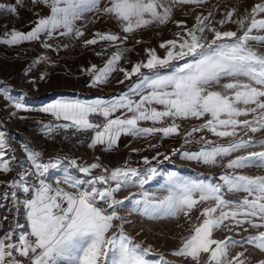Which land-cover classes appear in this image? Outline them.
Instances as JSON below:
<instances>
[{
    "label": "snow or ice",
    "instance_id": "1",
    "mask_svg": "<svg viewBox=\"0 0 264 264\" xmlns=\"http://www.w3.org/2000/svg\"><path fill=\"white\" fill-rule=\"evenodd\" d=\"M17 2L23 4V0ZM40 2L49 7V14L38 18L28 32L12 29L4 33L0 44L14 47L38 41L42 35L49 39L68 36L79 40L85 32L78 22L85 20L90 13L114 17L122 31L131 34L142 28L167 24L177 5L201 6L208 0H108L103 6L101 0H32L34 4ZM8 11L18 14L16 7ZM235 12L232 9L218 20L212 11L207 15L198 14L191 28L182 21H175L181 29L176 33L177 38L159 45L166 49L165 55L159 56L154 48L146 49L147 58L134 63L130 69L119 66L129 51L122 47L128 36L94 33L92 38L83 40L85 47L107 42L105 51L107 47L116 50L102 67L93 64L82 69L90 77L88 86L107 84L116 71L123 73V79L118 83L134 76L137 80L127 92L112 100L97 99L91 103L61 100L42 107L39 111L50 114L57 121L67 122L46 124L43 129L50 136L56 129L92 131L94 135L89 147L102 145L106 151L117 145L121 135L140 138L156 133L163 137L180 135L177 121L189 119L204 122L184 136L185 143L192 142L190 138L194 133L205 130L219 138L236 137L238 129L253 134L264 132V52L255 46L264 48V36L252 34L254 30L264 31V0L234 19ZM228 23L237 25L236 30H222ZM43 46L53 49L48 43ZM42 62L54 63L47 57H38L34 63ZM32 67L29 66L28 72ZM46 76L47 73H42L39 79L45 80ZM0 95H5L15 109L31 111L19 99L3 92ZM134 96L140 99L135 100ZM117 112L121 115L116 116ZM94 115L103 117L105 122L100 124L90 120ZM249 115L253 117L251 120L239 119ZM141 122H151L154 126L144 128L140 126ZM5 135L0 132V173L7 174L13 171L11 160L15 156L7 158L10 146ZM201 140L205 147L199 151L174 149L171 155L157 153L151 159L144 157L143 164L148 167L143 170L127 163L109 169L99 162L79 163L68 157L44 162L41 152L25 146L30 167L19 172V179H13L8 186L24 193L34 191L33 198L23 201L30 231L19 233L18 239L14 240L15 229L25 227L15 223L12 230L0 236V264H168L163 256L158 260L150 259L153 255L151 245L145 247L124 231L125 220L118 209L124 206L125 200L118 199L117 193L135 186L143 189L160 174L153 161L156 164L171 162V157L178 153L183 159L215 166L219 158L258 148L259 151H248L246 155L228 160L226 168H264V140L249 137L227 146L210 148L207 145L213 141L205 137ZM62 166L65 172L62 183L73 191L54 188L43 179L50 170ZM72 169L87 179L72 175ZM97 169L102 174L93 175ZM32 177L37 178L38 187L29 183ZM219 180L223 183L185 179L176 172H169L166 181L168 195L163 199L155 200L146 192H141L142 199L132 200L131 196L125 199L133 203L134 210L152 219L183 216L191 221L193 210L199 212L197 223L189 229L191 234L181 237L180 244L171 252L172 256L182 258L185 264H201L202 257L203 264H249L245 246L252 245L264 253V231L249 235L243 241L232 236L218 239L214 233L221 229L229 232L264 229V175L226 173ZM224 191L247 195L243 200L231 201L224 197ZM12 195L15 199V192ZM208 202L213 203L209 205ZM230 205L235 208H229ZM234 248L245 250L231 255ZM258 264H264V260Z\"/></svg>",
    "mask_w": 264,
    "mask_h": 264
},
{
    "label": "rangeland",
    "instance_id": "2",
    "mask_svg": "<svg viewBox=\"0 0 264 264\" xmlns=\"http://www.w3.org/2000/svg\"><path fill=\"white\" fill-rule=\"evenodd\" d=\"M261 2L262 0H208L206 4L201 6L177 5L174 7L172 20L167 24H157L148 28H142L131 34L124 33L120 23L112 16L96 13L87 14L85 20L78 22V26L85 32V36L79 40L68 36H55L49 39L42 35L38 41L26 42L14 47L0 44V92L7 93L13 99H19L21 103H24L32 111L35 110L37 112L42 106H47L48 104H53L61 100L91 103L97 99H115L127 92L133 82L137 80V77L134 76L131 80H124V83H118V81L123 79V73L116 71L112 73L107 84L98 87H89L90 77L82 72V69H86L93 64L102 67L111 53L116 49L114 47H107L105 51L107 42H100L96 45L85 47L83 40L92 38L96 32H111L119 34L121 37L127 35L128 39L122 47L129 49V51L125 53L124 59L120 61L119 66L130 69L134 63L147 58L146 49L154 48L159 56L163 57L165 55L166 49L160 48L159 45L162 42L177 38L176 33L181 31V29L177 27L175 21H182L188 28H191L195 24V18L198 14L202 13L203 15H207L209 11H212L218 20L222 19L232 9L236 10L235 19L243 16L255 4ZM107 3L108 0H101L102 6ZM12 7L17 8L18 14H12L8 11ZM49 12V7L42 2L34 4L32 0H23V4L18 5L17 0H0V37L12 29L23 32L30 31L35 26L38 18L47 16ZM236 28L237 25L228 23L225 24L222 30H236ZM252 34L264 36V31L254 30ZM137 41H140V43H137ZM44 43L51 44L53 49L56 50L45 48L43 46ZM255 46L259 51L264 52V48H259L258 45ZM97 53H103V55H97ZM38 57H47L48 60L54 63L42 62L35 65L34 62ZM30 65L33 67L28 72ZM143 71L147 72V70ZM42 73H47L45 80L39 79ZM32 81H35V83ZM226 82L222 81V83ZM132 98L135 100L140 99L139 96ZM25 113L27 111L15 109L12 102L5 95H0V132L5 129L8 130V126L11 127L16 119L22 121L20 123L21 125H18L19 127L30 123L28 121L32 119L28 120L26 117L30 115L29 117L32 118V114ZM252 118V115H249L247 117H240L239 119L251 120ZM203 122V120L195 119L177 121L180 124V135L163 137L161 133H156L151 136L155 147H151V144L148 145L145 149L147 150L146 155H149L148 158L151 159L159 152L165 154L162 149L160 151L156 150L157 143H165L169 140H173L172 142L176 144V149H179L181 152L185 150L195 152L205 147V143L201 140V137L213 141V144L207 145L209 148L220 145L227 146L240 139L246 140L249 137L257 141L264 140V132L253 134L238 129V135L236 137L219 138L205 130L194 133L190 138L192 142L185 143L184 136L193 128L200 126ZM161 126L163 125H155V127ZM141 127L148 128L149 125L145 124ZM259 150L258 148H252L246 151L234 152L229 157L219 158L215 166H207L197 161L183 159L179 156V153L171 157V162L164 161L163 164H156L153 161V165L159 169V175L149 184L145 185L143 189L135 186L124 189L117 194L118 199L125 200L124 206L118 209L119 214L125 220L124 231L136 242L141 243L145 247L151 245L153 255L150 259L158 260L160 256H163L168 261V264H185L182 258L172 256L171 252L178 247L181 237L191 234L189 229L193 224L197 223L199 212L193 210L191 213V221L186 220L183 216L178 219L168 217L152 219L144 216L141 211L134 210L133 203L125 198L131 196L132 200L142 199L141 192H146L155 200L163 199L168 195L166 181L169 172H176L180 177L185 179L205 180L220 184L223 182L219 180V177L226 173L249 176L264 175V168L249 167L238 170L226 168L228 160L236 156L246 155L248 151ZM126 163L130 167L141 170L148 167V165H144L143 163L138 165L133 159H131V162ZM223 195L228 200L240 201L247 194L224 191ZM208 203L211 205L213 202ZM229 208H235V205H230ZM116 223L119 224L120 222L117 221ZM245 227L248 226L245 225ZM259 231H264V229L257 230L248 228V231L237 229L232 232L221 229L214 233V237L223 239L227 236H232L233 239L243 241L249 235H255ZM245 247L247 249L246 258L249 264H258V261L264 260V253H261L252 245H246ZM244 250L243 248H234L230 254L235 255L238 251ZM201 264H203V257Z\"/></svg>",
    "mask_w": 264,
    "mask_h": 264
},
{
    "label": "crops",
    "instance_id": "3",
    "mask_svg": "<svg viewBox=\"0 0 264 264\" xmlns=\"http://www.w3.org/2000/svg\"><path fill=\"white\" fill-rule=\"evenodd\" d=\"M27 113L32 114V118L29 117L30 115L26 117L28 120L32 119L31 121H28L30 123L24 124L23 127H19L18 125H21L20 123L22 121L16 119V121L12 123L11 127L8 126V130L5 129L2 131L6 134L5 139L10 146L7 158L15 156V159L11 160V166L13 168L12 172L7 174L0 173V236H3L4 233L12 230V226L15 223L24 225L25 227L23 228L15 229L17 235L13 237L14 240L18 239L19 233H27L28 231H30L27 225V209L23 207V201L33 198L34 191L24 193L19 189H12L8 186L13 179H19V172H22L26 168L30 167L26 160V153L24 151L25 146L32 150L41 152L44 162H47L48 160L56 157H68L71 159H76L79 163L91 164L93 162H99L109 169H113L116 167L124 166L125 164L123 163H129L131 162V159L135 160L138 165H141L143 163V158L149 157V155H146V147L150 144H155L152 141L151 136L148 138H140L133 137L131 135H121L119 141L117 142V145L111 151H106L104 146L97 145L95 148L90 147L87 152L76 154L73 151L70 152L62 146L58 144L54 145L42 138V132L45 131L42 127L43 125H57L67 122L57 121L50 114H46L41 111L37 112L35 110H31L27 111ZM115 115L120 116L121 113L117 112ZM145 124L149 125V127L154 126L151 122H141L140 126H143ZM172 141L173 140H169L165 143H157L158 146L156 150L160 151V149H162L165 154L171 155L172 151L177 148L176 144H174ZM156 150L155 152H157ZM97 158H99L98 161ZM70 172L72 175L78 178L87 179V177H84L83 174L78 173L74 169L70 170ZM100 174H102L100 169L93 171V175ZM43 179L46 183L51 184L54 188L60 187L66 191H73V189H71L68 185L62 183V181L65 179L63 166L60 169L50 170L43 177ZM29 183L34 187L39 186L36 177H32L29 180ZM84 187H87V185H85ZM13 192H15V199L12 195ZM17 201H19L20 203L18 204ZM103 206L107 207L106 205Z\"/></svg>",
    "mask_w": 264,
    "mask_h": 264
},
{
    "label": "built area",
    "instance_id": "4",
    "mask_svg": "<svg viewBox=\"0 0 264 264\" xmlns=\"http://www.w3.org/2000/svg\"><path fill=\"white\" fill-rule=\"evenodd\" d=\"M90 120L103 124L105 121L103 117L94 115L90 117ZM94 135L92 131L77 132L73 129H56L50 136L45 131L42 132V138L51 142L54 145H60L70 152L80 154L86 152L90 147L91 138Z\"/></svg>",
    "mask_w": 264,
    "mask_h": 264
}]
</instances>
